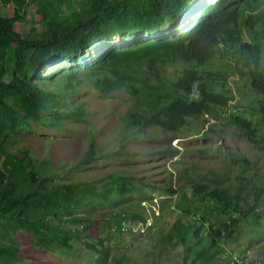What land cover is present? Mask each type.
Instances as JSON below:
<instances>
[{"label": "rangeland", "instance_id": "1", "mask_svg": "<svg viewBox=\"0 0 264 264\" xmlns=\"http://www.w3.org/2000/svg\"><path fill=\"white\" fill-rule=\"evenodd\" d=\"M183 1L196 5L201 0ZM56 2L0 0V18L11 20V31L20 39L36 41L52 14L51 10L44 11L43 8ZM117 30H120L119 26ZM168 30L166 27L165 31ZM114 31V26H111L104 33L113 34ZM138 35L140 33L135 37ZM241 41L256 43L258 54L255 56L264 69L262 34L254 35L242 28ZM135 43L137 41L129 44ZM103 44L109 48L126 46L117 36H113L112 42ZM21 53L14 44L0 47V66L5 60L13 66L6 67L7 73L2 76V81L21 80L45 92L47 95L41 100L40 118L47 119L48 124L34 122L28 129H21L15 125L17 117L1 114L0 110V126L3 130L15 129L14 145L29 153L40 173L51 170L53 177L50 183H89L90 194L80 207L70 206L65 212L33 215L38 221L51 225L49 230L71 236L64 247H51L53 243L50 247L42 246L38 241L42 235L0 218V245L11 248L14 255L1 254L0 264H114L115 260L122 264H190L194 253L206 244V231L210 227L224 230L223 219L217 212L216 217H206L209 223L206 226L197 221L199 216L205 215L210 204L195 203L191 196L187 200L192 203L186 210H181L175 205L181 195L165 191L168 187L166 182L170 179L172 185L179 189L182 181L178 175L191 166H196L191 173L195 182L203 181L198 173L215 172L229 179L232 191L238 188V176L248 177L254 189L263 188L256 199L247 189L242 192L240 210L250 207L254 211L234 228L233 237L221 242L225 248L216 258L200 264H230L226 252L236 249L241 253L249 251L264 264V123L257 112L260 97L237 75L234 68L237 62L228 66L234 59L216 58L204 67L182 61L165 66L132 65L131 74L137 80L135 90L141 87V81L149 84L174 82L185 69L210 70L222 75L219 79L223 90L231 97L228 111L218 121L206 115L191 118L190 123L174 135L162 132L154 125H140L141 120L148 118V109L142 97L134 91L123 88L105 95L95 90L94 80L104 72L93 70L80 55L71 58L48 55L38 72L34 73L39 55L26 58L14 70L17 62L13 56ZM24 55L32 54L28 51ZM3 71L0 68V72ZM69 84L75 85L73 90ZM209 86L214 91L220 89L219 82H210ZM233 113L250 116L258 135L257 142L250 143L241 137L229 123ZM122 137L126 140L120 148ZM90 146L96 150L95 159L82 165ZM172 148L178 150L174 157L163 152V149ZM113 176H125L129 183L119 190L108 183ZM23 187L25 193H31L34 188L28 184ZM189 188L190 184L184 186L186 196ZM21 191V186L14 189L15 194ZM132 214H140L146 219L140 222L132 219ZM177 221L187 227L181 228L182 232L199 228L196 235L189 231L185 233L186 240L190 238L189 250L176 236L174 224ZM127 224L129 228L120 227ZM77 231L80 233L75 236Z\"/></svg>", "mask_w": 264, "mask_h": 264}, {"label": "trees", "instance_id": "2", "mask_svg": "<svg viewBox=\"0 0 264 264\" xmlns=\"http://www.w3.org/2000/svg\"><path fill=\"white\" fill-rule=\"evenodd\" d=\"M43 10H51L52 14L36 41L20 39L11 31V20L0 18V47L14 44L22 52L13 56L17 62L14 70L31 56L34 58L39 55V62L34 69V73H37L48 55L51 57L57 54L64 58L80 55L93 70L104 72L94 80L95 90L105 95L123 88L134 91L142 97L148 109V118L141 120L140 125H154L162 132L175 135L190 123L191 118L207 115L218 121L228 111L231 97L223 90L222 80L219 79L222 75L210 70L185 69L174 82L149 84L141 81V87L135 90L137 80L131 74L132 65L145 63L165 66L182 61L204 67L216 58L234 59L228 66L237 62L234 66L237 75L260 97L257 112L264 123V69L260 59L255 56L258 54L256 43L241 41L242 28L252 31L254 35L260 32L264 37V0H201L196 5L186 4L183 0H57L55 4L48 3ZM111 26L115 28L114 33H104ZM117 26L120 30H117ZM166 27L168 31H165ZM137 33L140 35L135 37ZM113 36L123 40L126 46L106 47L103 43L112 42ZM132 41L137 43L129 44ZM28 51L32 55H24ZM6 67L13 66L6 60L0 66L5 70L0 72L1 114L17 117L15 125L21 129H28L34 122L47 125V119L40 118L41 100L47 94L13 78L3 83L2 76L7 73ZM210 82H219L220 89H210ZM74 87L69 84L70 89ZM229 123L240 132L241 137L250 143L257 142L255 125L248 114L242 116L233 113ZM3 129L0 126V218L13 221L21 229L33 230L39 236L42 235L38 240L42 246L50 247L51 243V247L66 246L70 235L49 230L51 225L38 221L33 215L65 212L70 206H82L90 194L89 183L71 181L53 185L50 183L53 177L51 170L40 173L29 153L14 145L13 140L17 137L15 129ZM209 131L212 132V129ZM125 140L123 137L120 139V148ZM163 152L170 157L178 154L175 148L163 149ZM95 156L96 150L90 146L81 161L82 165L95 159ZM194 169L196 166L184 168L178 175L182 181L180 190L172 185L170 179L166 182L168 187L165 191L171 195H181L175 204L181 210H186L192 203L187 200L191 196L195 203L210 204L206 216L201 215L199 221L205 226L209 224L206 217H216V212L223 219L220 220L224 230L210 227L206 231V244L194 253L190 264H200L216 258L225 248L221 242L233 237L234 228L254 211L250 207L245 211L240 210L242 192L247 189L256 199L263 188L254 189L248 177L238 176V188L232 191L229 179L215 172L206 175L198 173L203 181L195 182L191 175ZM127 182L129 178L125 176H113L111 181L108 180L110 185L119 190L124 189ZM25 184L34 187L31 193H25ZM186 184H190L187 196L184 191ZM18 186L23 191L15 194L14 189ZM131 218L140 222L146 219L140 214H132ZM181 228L187 227L177 221L174 224L176 236L189 250L190 238L188 241L185 238L189 230L182 232ZM198 230L197 227L191 228L189 233L196 235ZM12 251L0 245V255L14 257ZM114 264L122 262L115 260Z\"/></svg>", "mask_w": 264, "mask_h": 264}, {"label": "clouds", "instance_id": "3", "mask_svg": "<svg viewBox=\"0 0 264 264\" xmlns=\"http://www.w3.org/2000/svg\"><path fill=\"white\" fill-rule=\"evenodd\" d=\"M212 120L214 121V119ZM197 221H200V216L198 217ZM120 227L129 228V224H127V226L121 225ZM226 258L230 261V264H261L260 260L250 254L249 251L241 253L240 251H238V249H236L235 251H229L226 254Z\"/></svg>", "mask_w": 264, "mask_h": 264}]
</instances>
